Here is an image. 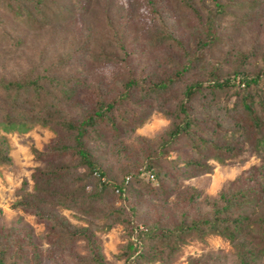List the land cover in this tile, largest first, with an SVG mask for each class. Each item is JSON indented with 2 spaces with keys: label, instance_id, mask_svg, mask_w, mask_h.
<instances>
[{
  "label": "trees",
  "instance_id": "16d2710c",
  "mask_svg": "<svg viewBox=\"0 0 264 264\" xmlns=\"http://www.w3.org/2000/svg\"><path fill=\"white\" fill-rule=\"evenodd\" d=\"M82 1L0 0V128L26 132L39 124L54 133L44 150L32 149L41 165L31 175L32 190L14 206L43 224L41 238L50 246L62 249L82 242L87 253L77 255L75 264H105L94 233L121 224L128 236L119 255L124 264L152 262L159 244L172 251L186 237L202 234L228 239L238 248L239 264H253L255 251L264 254V239L258 237L256 246L248 247L241 235L252 226V205L264 203L261 166L227 182L211 203V213L189 219L186 211L182 221L167 228L156 223L138 228L134 205L129 202L131 210L127 205L110 208L104 201L115 192L129 198L133 184L147 183L149 190L152 178L162 182L172 174L209 173L208 156L222 161L241 152L236 136L241 147L264 148V38L260 42L258 31L248 38L237 34L252 23L264 0H171L173 9L164 6L169 0H141L136 4L146 7L147 21L141 15L138 24L120 22L128 10L114 16L105 8L106 23L100 29L122 34L113 38L118 41L111 49L104 47L106 37L103 42L90 36L66 44L73 28L69 20L75 12L89 11L93 2ZM178 10L185 12L179 15ZM170 12L198 22L194 46L173 33ZM124 34L143 37V45L160 54L136 62ZM216 50L226 53L224 59L216 58ZM83 57L86 63H79ZM231 62L233 75L228 72ZM107 65L111 68L102 72L100 67ZM226 111L238 114L228 123L215 118ZM155 112L170 120L165 135L156 142L139 138L140 148L126 156L133 161L130 169L110 177L106 138L131 136ZM183 140L190 155L181 159L174 146ZM9 150L0 136V164L12 162ZM129 150L124 143L119 149L124 154ZM60 208L103 223L88 220L87 226H73ZM21 232L0 229V264H27L30 252L32 264L44 262L32 233Z\"/></svg>",
  "mask_w": 264,
  "mask_h": 264
},
{
  "label": "rangeland",
  "instance_id": "374dc122",
  "mask_svg": "<svg viewBox=\"0 0 264 264\" xmlns=\"http://www.w3.org/2000/svg\"><path fill=\"white\" fill-rule=\"evenodd\" d=\"M136 1L141 0H93L89 11H83L82 13L75 12L73 19L69 20L73 28L69 31L72 36L68 34L66 44L70 46L72 42L83 40L87 37L90 39V36L96 41L103 42V38L106 37V40L103 42L104 47L113 48L115 45L113 43L118 41L113 38L116 36L121 38L122 34H113L114 29L112 28L108 30L107 34L105 33V29H100L104 28L106 20L103 12H105V8H107L106 10L110 8V14L117 16L120 10L124 12L128 10L129 14L124 16V19L120 22L131 21L138 24L141 15L142 20L147 21L146 7L143 4L139 6V4H136ZM84 3V1L80 0V4ZM165 4L164 6L170 9L176 7V3L171 0L166 1ZM258 6L256 12L253 14L252 23L250 22L237 32L239 37L243 38L244 36L248 38L250 32L254 33L258 31L261 35L260 42L263 41L264 2ZM184 12V10H178L179 15H182ZM174 15L177 16L174 12L169 13V24L174 27L173 33L185 40L184 43L187 46H194L199 32L193 27L198 26V22L192 24L191 19L181 16L180 18H175ZM69 23L68 25H70ZM140 28L141 26H139ZM142 32L144 30L140 32L139 36ZM138 37L134 39L130 34L125 35V43H128L133 48L136 62L146 61L151 54V58H155L160 54V50L148 49L143 45L144 38L138 39ZM225 54L222 51L216 50L215 56L216 58L224 59ZM89 56L90 53L87 54V57ZM77 61L79 63H83V61L86 63L84 57ZM232 64V62L229 63V75H233ZM110 68V66H101L100 70L105 73ZM79 96L81 95L79 94ZM237 114L235 111H226L225 114L223 112L222 114L216 113L215 118L219 117L228 123L233 121ZM169 125V119L163 116V114L155 112L144 124L137 127L131 136H124L123 133L116 139L107 137L106 141L108 143L105 149V156L108 158L106 163L109 167L108 174L110 177H120L126 169H130L129 166L133 161L126 158V156L129 157L140 148L141 143L139 138L146 137L155 140L154 142L159 141L160 137L164 136L169 129ZM0 136H4L7 139L10 148L9 156L12 159L11 163L0 164V229H18L22 231L21 234L25 231H30L33 241L37 246L36 250L43 253L44 262L42 264H75L77 255L83 256L87 253L85 248H83L82 242L62 249L50 246L45 238H41V234L44 231L43 224L34 215L14 206L26 191L32 190L33 180L31 175L35 168L41 165V162L34 158L32 149L44 150L54 137L53 131L47 127L35 124L26 132L13 131L8 133L0 128ZM234 139L235 143L240 147L241 152L228 156L222 161L208 156L206 163L211 168V172L209 173L196 176L190 174H172L168 175L162 182L152 178L153 180L151 179L149 183V190L147 183H142L141 186L133 184L131 186L132 193L129 198H120L117 196L118 192H115L112 200H105L104 202L108 203L110 208L112 204L118 206L127 205L126 207L131 210L130 202L134 205L133 218L135 219V224L141 229L154 223L160 227H170L182 221L181 215L186 211H189V215H191L189 219L202 217L211 213V203L218 200L219 194L227 182L234 181L237 177H243L250 170L259 166L263 167L262 170L264 171V148L260 151H255L247 145L241 147L239 145V138L236 136ZM123 143L124 146L130 148L125 154L124 151L123 153L119 151ZM174 151L175 155H179L181 159L187 158L190 155V149L186 140L179 141L174 146ZM59 212L73 226H87L88 220H91L96 225H102L103 223L101 220L86 218L75 210L60 208ZM251 213L252 226L241 235V238L246 241L248 247L256 246L254 241L258 237L264 239V203L259 201L255 205H252ZM126 230L121 224L114 226L109 231L99 230L94 233L96 241L101 247L105 264H124V259L120 258L119 255L124 251L128 241ZM174 246L175 242L172 247ZM170 249L166 245L159 244L154 249L155 252L151 253V258L155 257V259H152V262L140 261L138 264H239L236 255L238 248L231 244L228 239L214 234H202L201 237H186L184 242L179 243L172 251ZM255 254L253 264H264V254L258 251H255ZM27 260V264H32V252H30Z\"/></svg>",
  "mask_w": 264,
  "mask_h": 264
}]
</instances>
